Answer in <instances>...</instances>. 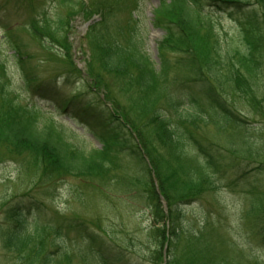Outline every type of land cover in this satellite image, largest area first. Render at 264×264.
<instances>
[{
  "label": "rangeland",
  "instance_id": "374dc122",
  "mask_svg": "<svg viewBox=\"0 0 264 264\" xmlns=\"http://www.w3.org/2000/svg\"><path fill=\"white\" fill-rule=\"evenodd\" d=\"M79 1L81 4L70 8L60 0H0V40H5L9 33L15 35L21 55L24 56L23 67L37 80L53 82L61 92L75 96L85 104H97L113 112L119 110L129 118L138 120L137 124L143 128L148 125L146 118L152 107L167 108L162 111L167 113L170 121L176 123L175 111L166 106L170 102L188 104L189 96L199 99L198 114L183 110L186 117L192 113L199 117L195 121L197 127L190 125L196 140L190 149L192 153L197 151L194 154L196 159L203 160L201 150L204 151V148L217 159L214 162L219 163V171L214 172L213 178L217 189L202 191L198 198H192L193 202L184 206L183 218L188 226L195 229L202 216L214 223L211 231L220 239L221 250L227 249L226 243L229 241L236 245V263L253 264V258L264 262V243L257 237L256 243L253 239L255 235L251 236L245 227L249 225V220L244 221L249 212L255 217L264 213V200L257 203L248 193L251 190L264 191V174L255 176L253 168L252 173L247 172L251 179L248 185L235 181L237 165L244 166V163L250 162L248 166L260 167L261 164L257 162H263L264 166L263 77L253 76L241 65L240 77L246 79L250 87L244 86V82L243 86L236 87L224 80L217 84L212 76L208 79L205 73L189 69L185 63L187 57L180 51H166L164 62L167 68L163 72L164 76L153 86L155 92L149 94L151 96L142 97L141 104L140 94L136 93L132 81L126 79L125 75L108 72L101 66L96 47L109 37L123 42L136 32L144 53L155 70H159L162 65L160 46L165 35L164 29L156 25L154 20V9L159 5V0ZM253 6L256 9L257 5ZM40 11L44 15L50 13L53 19L59 18L65 25L69 43L68 46H61V51L42 46L43 37L56 43L58 36L51 37L52 34L45 33V27H50V24L46 19L42 20ZM211 11L214 12L212 16L218 34L220 32L222 36L225 32L236 39L240 31L237 21L244 15L214 7ZM39 31H43V34ZM1 52L8 82L16 85L20 81L22 69L10 57L4 45H1ZM222 73L220 78L223 77ZM215 87L222 99L228 102L237 122L226 121L211 103L206 91H217ZM3 89H8V95L17 96L21 103L41 106L45 116L52 117L75 133L86 148H100V142L87 129L88 126L72 116L69 109L56 112L26 87H0V97ZM219 94L217 97L221 100ZM242 156L251 161H242ZM36 158L33 151L27 148L18 154L0 144V264H31L28 259L19 260V255L11 252L5 243V234L16 208L29 212V221L34 217L38 225L44 226V235L39 239L43 253L34 260V264H93L88 250V232L99 237L96 243H100V239L108 243L115 252L114 257H119V260L112 259L116 264H146L143 255L147 253L144 230L147 214L142 213V201L134 198L129 205L113 199L107 203L101 195L102 187L98 188L89 180L46 173V166L39 168ZM194 163L195 160L190 163L192 167ZM220 164L226 166L225 172H221ZM128 169L136 173L141 167L132 162ZM262 170L264 173V167ZM256 178L260 179L259 187H255ZM153 180L159 189L157 180ZM161 202L163 206L167 205L163 196ZM229 248L232 247L229 245ZM108 251L110 255L112 252ZM45 254L51 258L47 262H43Z\"/></svg>",
  "mask_w": 264,
  "mask_h": 264
},
{
  "label": "trees",
  "instance_id": "16d2710c",
  "mask_svg": "<svg viewBox=\"0 0 264 264\" xmlns=\"http://www.w3.org/2000/svg\"><path fill=\"white\" fill-rule=\"evenodd\" d=\"M60 1L70 8L81 4L79 0ZM254 4L257 5L256 9L252 8ZM213 7L230 9L244 15V18H238L240 31L236 39L227 36L225 32L222 36L220 32L218 34L212 16L214 12L211 11ZM154 11L156 25L165 31L163 44L160 46L162 65L159 70H155L144 53L136 32L123 42L109 37L96 47L101 66L108 72L125 75L126 79L132 81L136 86V93L140 94L141 104L142 97L151 96L149 94L155 92L153 86L164 76L163 72L167 68L164 62L166 51H180L187 57L185 63L189 69L205 73L208 79L212 76L217 84L224 80L236 87L243 86L242 82L244 86L250 87L246 79L240 77L241 65L248 73L252 72L253 76L264 79V0H159ZM44 14L40 11L42 20L46 19L50 24V27H45V33L58 38L55 43L52 39L43 37L42 46L61 51V46H68L69 43L65 25L59 18H51L50 13ZM39 32L43 34V31ZM1 45L5 46L10 57L22 69L20 81L16 85L8 82ZM24 61L15 35L9 33L0 44V87H26L56 112L70 110L72 116L88 126L87 129L101 145L100 148H86L75 133L52 117L45 116V110L41 106L19 102L17 96L8 95V89L1 90L0 144L18 154L24 148L33 151L39 168L46 166V173L73 176L78 180H89L98 188L102 187L101 195L107 203L113 199L129 205L134 198L142 201V213L147 214V225L144 227L147 253L143 255L146 264H238L235 260L238 257L236 245L226 237L229 241L226 243L227 249L221 250L220 239L211 231L214 223L202 216L195 229L188 226L183 218L184 206L193 202L192 198H198L202 191L217 189L216 182L213 181L214 172L219 171V163L214 162L217 159L209 154L207 148L201 150L203 160L196 159L194 154L197 151L192 153L190 149L192 142L195 144L196 141L190 125L197 127L195 121L199 120L192 112L198 114L199 99L189 96L188 104L176 102L175 105L170 102L166 106L175 111L176 123L170 121L167 113L162 111L167 108L152 107L146 118L148 125L143 128L137 124L138 120L129 118L119 110L113 112L107 108L102 109L97 104H85L75 96L61 92L55 83L37 80L24 69ZM220 73L223 74L222 78ZM206 94L226 121L237 122L228 102L222 99L218 90L209 89ZM218 94L221 100L218 99ZM184 109L189 112L192 110V114L186 117ZM194 160L192 167L190 163ZM242 161L251 160L244 156ZM132 162L141 167L136 173L127 170ZM257 163L261 166H248L250 162L244 163V166L237 165L235 181L248 185L251 179L247 172L252 173L253 168L255 176L264 174L263 162ZM220 170L225 172L226 166L220 164ZM153 179L157 180L159 192L167 203L166 211ZM259 182L258 178L254 180L255 187L261 186ZM248 193L257 203L264 200V191L251 190ZM13 212L5 234V243L11 252L19 255V260L28 259L29 263L34 264V260L43 253L39 239L44 235V226L38 225L34 217L29 221V212L25 213L18 208ZM250 214L249 212L244 217L247 218L244 221L250 222L245 227L251 232V236L255 235L253 239L256 243L258 239L264 243V213L256 217ZM88 233V250L93 264H116L112 259L119 260V257H114L115 252L108 243L101 239L100 243H96L99 237ZM229 245L232 248L228 249ZM108 250L112 252L110 255ZM50 259L45 254L43 262ZM252 260L253 264H264L258 258Z\"/></svg>",
  "mask_w": 264,
  "mask_h": 264
}]
</instances>
